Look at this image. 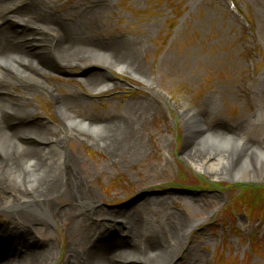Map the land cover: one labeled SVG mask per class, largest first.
<instances>
[{"label":"rangeland","instance_id":"1","mask_svg":"<svg viewBox=\"0 0 264 264\" xmlns=\"http://www.w3.org/2000/svg\"><path fill=\"white\" fill-rule=\"evenodd\" d=\"M55 1L59 11L87 10L100 40L134 51L132 67L121 58L109 66L101 54L85 65L40 56L53 94L31 82L0 83L14 98L25 87L35 90L30 120L63 134L59 148L79 158L98 197L92 211L86 208L87 224L100 232L115 226L120 239L131 227L120 213L139 215L149 230L167 223L168 212L189 224L176 264L193 251L192 264H264V179L245 177L264 170V0ZM6 20L14 29L37 26L15 22H30L17 15ZM96 74L104 81L91 90L84 80ZM69 94L83 100L77 122L131 113L139 154L111 157L91 129V138L68 136L53 95ZM196 144L201 168L183 155ZM68 211L53 220L24 205L0 207V225L15 228L20 212L39 220L27 238L51 239L52 264H62L81 231Z\"/></svg>","mask_w":264,"mask_h":264},{"label":"bare ground","instance_id":"2","mask_svg":"<svg viewBox=\"0 0 264 264\" xmlns=\"http://www.w3.org/2000/svg\"><path fill=\"white\" fill-rule=\"evenodd\" d=\"M55 3V0H0L1 84L31 82L53 94L54 88L47 85V71L41 64L39 67L40 56H51L62 65H85L92 62V55L101 54L110 60L109 66L116 65L120 58L131 67L135 65L133 48L104 42L94 34L87 10L59 11ZM7 15L28 18L27 24L15 22L37 26L14 29L12 21L6 20ZM103 81L96 74L86 77L84 83L96 90ZM4 92L0 91V159H3L0 160V207L24 205L53 220L69 210L72 225L77 224L75 227L81 231L77 239H71L70 253L62 264H176L189 227L187 221L166 212L167 223L158 221L148 230L139 215L127 212L120 213L130 218L127 237L116 238L112 234L115 226L109 232L94 229L86 222L89 215L86 208L90 211L95 208L97 194L82 175L79 158L66 155L59 148L65 136L30 120L35 113L30 105L35 90L25 87L17 98ZM53 99L59 105V116L68 136L91 138L88 133L92 134L93 130L94 141L103 145L111 157L139 154L140 148L133 144L131 113L114 118L91 115L77 122V117H81L77 116L83 103L81 98L69 94L60 98L53 95ZM196 145L187 146L183 155L201 168L202 162L196 158L199 145ZM245 177L262 180L264 170L246 172ZM170 218H175V223ZM13 219L17 222L13 229L0 225V264H52L55 253L51 239L40 244L27 238L28 233L41 225L40 221L21 212ZM8 254L14 256L11 263L5 261ZM195 257L194 251L190 252L184 264H192Z\"/></svg>","mask_w":264,"mask_h":264}]
</instances>
